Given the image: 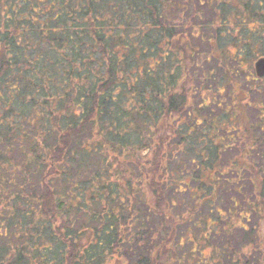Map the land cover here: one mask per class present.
Instances as JSON below:
<instances>
[{
    "label": "trees",
    "instance_id": "16d2710c",
    "mask_svg": "<svg viewBox=\"0 0 264 264\" xmlns=\"http://www.w3.org/2000/svg\"><path fill=\"white\" fill-rule=\"evenodd\" d=\"M205 44L219 54L206 70ZM261 55L264 0H0V264H186L178 228H198L221 190L224 214L247 203L218 155L248 106L243 62ZM229 84L239 91L222 107ZM255 173L248 214L264 215ZM244 212L234 225L248 233ZM230 223L214 220L207 239Z\"/></svg>",
    "mask_w": 264,
    "mask_h": 264
},
{
    "label": "rangeland",
    "instance_id": "374dc122",
    "mask_svg": "<svg viewBox=\"0 0 264 264\" xmlns=\"http://www.w3.org/2000/svg\"><path fill=\"white\" fill-rule=\"evenodd\" d=\"M189 12L194 13L195 11H188V13ZM200 12H201V15L210 14V11L204 8ZM208 17L209 16H206L204 18H208ZM212 48L213 47L211 44H205L204 47L197 49V52H198L197 62H200L203 64L206 57L208 56L209 63L207 64L209 65H206L207 67L204 65L205 70L212 67V65L217 62V58H219V54H217V57H216V54L212 52L213 51ZM227 51L228 53L229 52L232 53L231 55H234L235 51L233 48ZM243 63H244L242 65L243 70H240V74L243 76L245 75V77L246 78L248 77L249 80H247L246 82L245 80L242 79L244 81L243 82L244 85L242 84V81H241V84H238V86H240V91L246 90V92H243V93L241 92V93L245 96L243 98L245 99L243 101L245 102L244 104L248 103V106L246 105L244 106L245 108L244 112L242 113L241 111L240 115H242V119H244V121H246L248 125L251 123H256V125H258L261 122L264 123V79L256 80V81L252 80V76L250 74H252V67L254 65L253 59L248 58V60H245ZM214 74L216 75L219 74L218 77H220L221 75L218 69H217V72L216 70L214 71ZM238 86L231 87L230 84L222 86L224 87V89L221 90L220 95L216 97L217 100L220 101L222 107L226 106L227 103H231L230 97L231 96L235 97L236 93L234 92L239 91ZM201 95H203V99H205L206 103L208 104L216 100L215 97L214 98L212 97L211 91L210 93H207V91H203ZM229 119L230 118L228 117V120ZM229 121L225 123L224 129L227 130L229 134H234L233 127H235L234 125L236 124L234 121L232 123H230ZM256 134H259V133L257 132ZM231 144L232 143L228 145H231ZM235 149L236 148L233 147L232 150H230L231 155L236 154ZM255 153H258L259 155L256 156L254 155V153H251L250 157L245 158V163H247V165L249 166L248 169L250 170L253 169V171L257 170L259 167H261V169L264 168L263 163H260L264 161V149L261 151V153L257 151H255ZM261 156H262V159H261ZM229 158L230 156L228 157L224 156L222 159L223 164L226 166L227 169L229 168V165L227 164ZM238 170L240 171V169ZM259 174L262 175L261 173ZM245 178H246L245 180H248V179L251 180L252 176L250 178V174H248V177L245 176ZM231 187H234V186L231 185L230 187H226V188L230 189ZM259 191H260V188H255L252 185L247 184V183L243 184V186L240 188V194L246 193L245 196H246V199H248L249 203H251L252 201H255V196L257 198V192ZM253 193H255L256 195L254 196ZM216 197L218 198V200L216 199V202H215L216 204L214 205L215 210L212 211V214H208V212L205 210L200 211L201 214L205 215L203 218L202 224L199 226L200 228L199 227L197 228L193 223H189V222H187L185 225H182L181 229L178 228L177 230L178 234L180 235L179 230H181L184 233L183 234L184 239L180 241V243H182L181 245H179V243H176L177 238L175 240V243L178 244L176 251H179V252H177V254L182 253L185 255L186 259H184V263L186 261V264L187 263L188 264H216L217 261H219L218 264H229L226 262V260H229L231 258H229L227 255L232 252L238 253V251L242 249L240 254H237L235 257H233L230 260L231 264L242 263L244 262L245 259H247V262H245L244 264H264V222H262L263 220H256V218L251 217L252 219L249 222V225L247 226V229L249 230L248 233L242 230H239L240 228H236V226L242 227V226H245V224L241 222V220L237 216L240 217L243 208L245 211L244 213L247 215L249 211V207H247L243 202L242 203L243 208H241V201H239L238 199H234L236 201L237 200L239 201V204L236 207L237 209L235 210V212L224 214L225 211L227 210L226 207L230 205V199L227 197V194H225L223 190L219 191ZM231 197L240 198L239 196L237 195L234 196L233 194L231 195ZM180 198L187 199V193L180 195ZM192 205H193L192 202L188 199L186 206L185 207L181 206L180 212L176 210L174 214L175 215L179 213L185 214L186 211H188L187 208H189ZM216 211L219 212L218 216H217ZM230 217L231 219H229ZM214 220L216 221H220V220L229 221L230 220L231 223L228 226L226 225V227L225 226L223 227L228 228L230 231L232 230V234L221 235V237L219 238H217L216 236L210 235L207 239V235L210 232L209 230H211L212 228L210 224ZM203 224H205V228H201ZM199 233H202V234L199 235ZM245 235L247 236V238ZM249 241L254 242V245H253L254 249L251 247V245H246ZM255 241H256V244H255ZM221 246H225L227 248V251H226L227 253H225V250H223ZM215 247H220L222 250L220 251L218 249L213 250ZM190 250H192V253H195L198 256L196 259H194V262L191 258L188 257ZM190 256H193V254H191ZM221 258H225L226 260L224 259L222 262H220Z\"/></svg>",
    "mask_w": 264,
    "mask_h": 264
},
{
    "label": "flooded vegetation",
    "instance_id": "af4514ba",
    "mask_svg": "<svg viewBox=\"0 0 264 264\" xmlns=\"http://www.w3.org/2000/svg\"><path fill=\"white\" fill-rule=\"evenodd\" d=\"M200 11H202V10H200ZM189 15L190 16H194V15L200 16L201 12L200 13H198V12H194V13L183 12V13L178 14L179 17H188ZM259 60H264V56L261 55V56L257 57V59L253 62L254 65L252 67V74H250L252 76L253 81L264 79V75H262L261 70L260 69L257 70V67H256L258 64L257 62ZM257 110H259V109H257ZM262 110H263V108H262ZM235 114H236L235 119L238 121V124L234 125L235 127H233V131H234L233 133L234 134H229L226 137V141L230 140V141H228L229 142L228 144H230V143H232V144L224 146V151L220 152L218 156H219V158L220 157L223 158L224 156H227V157L230 156V158L228 159V163H227L229 165V168L228 169L226 168L225 175H227L228 180L234 179V177L232 175L234 173L239 175V176H237V178L239 179V183L234 182V183H232L233 185L242 187L243 184L247 183V184L252 185L255 188H260L262 180L261 181L258 180V176L255 173L256 170L252 171V170L248 169L249 168L248 166H241L240 160H237L236 158L240 157V158H243V160L246 158L247 152L245 149H246V146L248 144L246 143V141H244V139H245L244 130L245 129L247 130V128L251 129L253 132V134H249L247 137H252L251 138V140L253 141L252 146H254V145L256 146V147H253L252 149H250L248 151L249 153L247 156H250L251 153H254V155H257L258 153H255V151L261 153V151L264 149V146L261 147V149H259L258 147L261 145H264V123L261 122L258 125H256V123H251L247 127H243V125L241 123L242 119L240 117L241 116L240 115L241 110L237 108L235 110ZM257 132L260 135L256 134ZM261 134H262V136H261ZM233 147L236 148L235 149L236 154L231 155L230 150H232ZM238 168H240L239 172H237ZM248 174H250V178L252 176L251 180L250 179L245 180L246 179L245 176L248 177ZM246 205H247V207H250V203L248 202V200H247ZM258 210H260V209H258ZM258 210L256 209V207L253 206V209H250V213L248 215L251 214V216H254V218H256V220H264V215L259 213ZM257 212H258L259 216L254 215ZM251 216H248V217L250 219H252Z\"/></svg>",
    "mask_w": 264,
    "mask_h": 264
},
{
    "label": "water",
    "instance_id": "95a60500",
    "mask_svg": "<svg viewBox=\"0 0 264 264\" xmlns=\"http://www.w3.org/2000/svg\"><path fill=\"white\" fill-rule=\"evenodd\" d=\"M257 63H258L256 66L257 70L260 69L262 72V75H264V60H259Z\"/></svg>",
    "mask_w": 264,
    "mask_h": 264
}]
</instances>
